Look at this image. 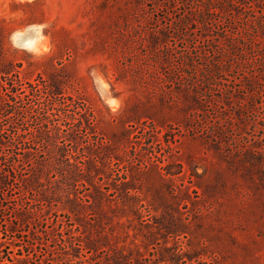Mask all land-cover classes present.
Listing matches in <instances>:
<instances>
[{
	"label": "rangeland",
	"instance_id": "obj_1",
	"mask_svg": "<svg viewBox=\"0 0 264 264\" xmlns=\"http://www.w3.org/2000/svg\"><path fill=\"white\" fill-rule=\"evenodd\" d=\"M5 246L264 264V0H0Z\"/></svg>",
	"mask_w": 264,
	"mask_h": 264
},
{
	"label": "trees",
	"instance_id": "obj_2",
	"mask_svg": "<svg viewBox=\"0 0 264 264\" xmlns=\"http://www.w3.org/2000/svg\"><path fill=\"white\" fill-rule=\"evenodd\" d=\"M4 252L5 254H0V264H86L85 260L82 258H65V259H57L58 261L54 262L56 259L53 255H38V254H30V251L26 253H22L21 249H17V256H11V250L8 246H5L3 249H0V252Z\"/></svg>",
	"mask_w": 264,
	"mask_h": 264
},
{
	"label": "bare ground",
	"instance_id": "obj_3",
	"mask_svg": "<svg viewBox=\"0 0 264 264\" xmlns=\"http://www.w3.org/2000/svg\"><path fill=\"white\" fill-rule=\"evenodd\" d=\"M32 44V42H30Z\"/></svg>",
	"mask_w": 264,
	"mask_h": 264
}]
</instances>
